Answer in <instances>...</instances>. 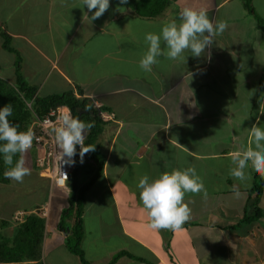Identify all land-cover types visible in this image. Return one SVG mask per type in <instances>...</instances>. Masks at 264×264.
Segmentation results:
<instances>
[{
    "label": "crops",
    "instance_id": "0c3cea01",
    "mask_svg": "<svg viewBox=\"0 0 264 264\" xmlns=\"http://www.w3.org/2000/svg\"><path fill=\"white\" fill-rule=\"evenodd\" d=\"M128 2L110 0L103 16L91 20L96 10L89 12L82 0H0V26L22 56L23 78L37 94L46 97L78 86L84 97L106 109L98 137L105 162L83 198L84 260L108 264L124 252L114 264H264V186L259 213L248 207L256 195L250 191L264 176L251 164L245 169L251 177L247 185L230 175L236 167L231 154L247 149L254 124L264 128L259 111L264 45H254L264 42V0H175L156 19L136 16ZM184 8L207 10L213 22L223 20L228 27L201 56L190 50L183 59L161 55L151 72L142 71L146 34L180 23ZM1 44L0 38V78L14 84L15 58ZM189 167L202 178L207 199L202 193L185 195L191 219L181 230L150 228L139 180L147 175L151 182ZM87 169L96 174L94 165ZM27 177L35 183H0V190L11 191V201L15 193L30 200L0 206V244L16 247L28 215L48 204L41 247L33 246L30 258L18 254V260L81 264L65 248L66 236L57 227L60 210L56 223L51 219L50 183L48 194V180L35 167ZM17 212L24 213L22 222L13 220Z\"/></svg>",
    "mask_w": 264,
    "mask_h": 264
},
{
    "label": "clouds",
    "instance_id": "9594fccd",
    "mask_svg": "<svg viewBox=\"0 0 264 264\" xmlns=\"http://www.w3.org/2000/svg\"><path fill=\"white\" fill-rule=\"evenodd\" d=\"M127 2L128 0H120L121 4ZM82 4L83 7H87L89 12L96 10L91 17V20H96L109 9L110 0H82ZM85 15L88 18L87 13ZM180 21V23L172 21L164 25L160 34H146L145 41L149 47L139 62L142 71L151 72L153 66L158 63L157 57L161 55L171 60L183 59L185 51L190 50L192 56H201L205 49L213 43L214 37L222 34L228 27L226 21L216 20L213 22L209 18L207 10L204 9L184 8L180 13ZM162 41L165 45L163 49L161 47ZM187 75L192 79L193 73L189 72ZM90 107L86 105L85 111H89ZM67 111L65 109V113ZM259 111L264 114V98L260 103ZM12 115V104L0 109V142H3L0 144V153L3 154L4 163L9 166V169L4 173L5 178L22 183L25 176L31 175V170L25 166V154L33 145L34 132L31 128L27 131H19V126L9 120ZM94 126V121L86 123L78 117L68 114L61 116L60 126L53 129L56 143L60 149L58 158L63 161L64 157H74L76 146L79 145L81 149L79 155L81 162H83L84 155L95 150V147L84 144L87 132ZM249 133L251 139L247 149L231 154L236 167L230 170V175L243 185H247L251 179L250 175L245 172L249 164L255 172L264 176V128L254 124ZM17 155H19V159L13 166L14 157ZM66 162L72 161L69 159ZM71 173L63 188H59L49 179H45L49 181L52 188L64 191L71 180ZM138 188L141 189L139 198L150 217L148 226L157 230L179 231L191 219V208L188 203L184 202L186 194L202 193L204 199L208 197L204 182L197 175L194 167L184 170L174 169L170 173L165 172L151 182L149 177L145 175L139 180ZM232 192L237 198L241 195L235 185L232 186ZM67 196L68 194L66 199ZM47 209L48 204L41 207L37 213L45 219L48 214ZM44 212L45 215L42 214ZM22 214L24 215V213ZM23 215L17 222H22Z\"/></svg>",
    "mask_w": 264,
    "mask_h": 264
},
{
    "label": "trees",
    "instance_id": "16d2710c",
    "mask_svg": "<svg viewBox=\"0 0 264 264\" xmlns=\"http://www.w3.org/2000/svg\"><path fill=\"white\" fill-rule=\"evenodd\" d=\"M175 0H132L128 2V6L132 8L136 16L144 19H156L164 9L169 6L170 2ZM0 38L2 39L1 47L5 52L14 55V75L15 82L11 84L4 79L0 78V109L8 104H12L13 115L9 117L10 122L19 126V131H27L32 123L37 118H43L51 109L58 106H67L73 117H78L84 122H95V126L86 134L84 141L85 146L95 147L94 151H91L84 155L87 166H93L96 168V174L91 180L78 189L75 187V181L73 180L79 168L82 164L79 151L76 152V164L71 173V182L68 183L66 189L68 196L66 199L67 208H62L60 212V220L58 222V229L65 234V248L66 250L76 256L81 264L87 263L82 255L81 240L83 237L82 230V206L85 192L88 188L97 180L101 175L105 157L102 154L100 146L98 144V137L103 131L105 121L102 119V114L106 112L104 107L95 108L93 101L84 97L82 90L77 86L74 90H68L66 92L49 95L46 97L39 96L37 94V87L30 85L24 80L21 72L22 56L20 53L12 47V38L7 34L4 28L0 26ZM86 105L91 106L89 111H85ZM3 142H0L2 144ZM36 151V150H35ZM35 151L34 149L28 150L26 154L34 155V167L39 174V169L35 166ZM19 159V155L14 157L13 166L16 160ZM9 169V166L4 163L3 154L0 153V183H7L8 178H5L4 173ZM258 178V177H257ZM264 186V180L258 178V182L250 191V196L255 193V197L250 198L248 201V207L259 213L258 200ZM74 213L73 223L70 226H65L66 218L70 217ZM14 216V215H13ZM14 220V217H12ZM247 220V219H245ZM16 221V220H14ZM17 222V221H16ZM44 231V218L39 214H30L26 218L22 225L21 231L22 240L16 247H9L7 243L0 244V264H21V255L26 258L32 257L31 250L33 246L37 249L41 247ZM126 253H118L115 255L108 264H114L116 260ZM39 256V254L37 255ZM35 256V257H37ZM24 257V258H25ZM26 262V261H25ZM37 264H42L38 262Z\"/></svg>",
    "mask_w": 264,
    "mask_h": 264
},
{
    "label": "built area",
    "instance_id": "2783aa9c",
    "mask_svg": "<svg viewBox=\"0 0 264 264\" xmlns=\"http://www.w3.org/2000/svg\"><path fill=\"white\" fill-rule=\"evenodd\" d=\"M65 109L68 110L67 113H65ZM65 114L72 116L67 106H58L51 109L43 118H37L30 126L34 132V140L31 149H34V151L36 150L35 166L39 169V174L42 177L49 179L51 183L59 188L65 186L71 170L76 163V155L72 158L64 157L63 161L58 158L60 149L56 143L53 129L60 126V117ZM80 150V146L77 145L76 152H80ZM69 159H71L72 162H66L69 161ZM22 215L21 212L17 213L14 216V220H19Z\"/></svg>",
    "mask_w": 264,
    "mask_h": 264
},
{
    "label": "rangeland",
    "instance_id": "374dc122",
    "mask_svg": "<svg viewBox=\"0 0 264 264\" xmlns=\"http://www.w3.org/2000/svg\"><path fill=\"white\" fill-rule=\"evenodd\" d=\"M259 44L263 46L264 42L260 41V40H256V42L254 43V45H259ZM93 105H95L94 106L95 108L99 107V106H97L98 105L97 102H93ZM239 106L240 105H238V107ZM238 114H243L240 112V108H239ZM25 161H26L25 166L28 167L32 171L34 168V155L33 154H29V155L25 154ZM93 176L94 175L89 171V169H87V164H86L85 160L83 159V162L79 168V171L77 172V174L75 175V177L73 179L76 183L75 187L78 189L80 186L89 182ZM24 181L27 183L34 182V181H31L27 176L24 177ZM44 182H45V189H47L46 193L49 194V190H48L49 182L45 181V180H44ZM39 184H40V182H39ZM17 188H20V187H17ZM38 189H40V188H38ZM38 189H35V191H33L34 195H37V192H39ZM10 192L11 191L7 192L6 190H0V206H4V203H7L8 205L12 204V203L19 204V205H27L30 203V200L22 199L21 195L18 193H15V197H14L13 201H11L10 200V198H11ZM51 192H52V195L50 196L51 198H48L49 201H48V199L46 201L51 204V211H52L51 219H52V221H55V223H56V219L58 217L59 210L61 212L62 208L68 207V205H66V195L68 194V191L67 190L63 191L62 189H57V188H51ZM1 212H3V210L0 209V213ZM44 213H42V214L44 215ZM73 214L74 213H72L70 217H67L65 219L66 220L65 226H68L69 224H70V226L72 225L73 219H74ZM59 220H60V218L58 219V222H59Z\"/></svg>",
    "mask_w": 264,
    "mask_h": 264
}]
</instances>
